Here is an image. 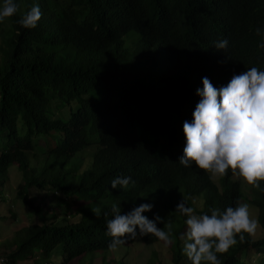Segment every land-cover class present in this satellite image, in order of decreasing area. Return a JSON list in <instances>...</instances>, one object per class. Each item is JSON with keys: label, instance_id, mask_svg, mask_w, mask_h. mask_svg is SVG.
I'll list each match as a JSON object with an SVG mask.
<instances>
[{"label": "trees", "instance_id": "obj_1", "mask_svg": "<svg viewBox=\"0 0 264 264\" xmlns=\"http://www.w3.org/2000/svg\"><path fill=\"white\" fill-rule=\"evenodd\" d=\"M16 2L19 11L0 23V207L16 167V198L38 223L0 244L2 258L73 264L99 254L104 264H124L107 263L115 251L106 234L112 206L126 214L151 203L144 215L160 216L165 231L172 226L171 264H191L180 239L188 217L177 204L184 199L193 214L210 215L244 203L246 188L262 237L238 234L217 256L221 264H264V181L257 189L231 168L214 178L179 163L202 78L219 88L248 68L264 70V0ZM34 4L41 19L24 28L19 21ZM223 39L226 49H216ZM124 176L135 183L112 189ZM15 221L0 216V224ZM137 241L161 240L138 235L118 248Z\"/></svg>", "mask_w": 264, "mask_h": 264}, {"label": "clouds", "instance_id": "obj_2", "mask_svg": "<svg viewBox=\"0 0 264 264\" xmlns=\"http://www.w3.org/2000/svg\"><path fill=\"white\" fill-rule=\"evenodd\" d=\"M19 11L16 0H0V23ZM42 16L38 4L22 15V27H37ZM259 34L262 30L257 28ZM227 39L218 41L216 49H226ZM260 47H264L261 44ZM203 88L197 89L200 97L192 112V120L184 121L185 147L179 163L185 167L194 164L213 176H224L231 168L234 174L254 188L261 189L264 181V70L257 67L234 74L230 81L219 88L209 78H202ZM134 184L130 176L117 177L111 181L112 189H126ZM154 207L141 203L126 214L117 205L112 206L113 218L107 221V235L112 239L108 249L114 251L129 238L152 234L165 243L172 242V226L167 231L157 227L161 217L149 219L144 215ZM177 211L187 216V230L180 239L184 241L183 252L191 264H221L217 253H225L244 240L243 233L254 235L258 226L250 216L248 203L237 202L236 207L224 211L211 209V214L195 215L193 208L181 200ZM137 229L139 230L137 232ZM0 264H4L0 258Z\"/></svg>", "mask_w": 264, "mask_h": 264}, {"label": "rangeland", "instance_id": "obj_3", "mask_svg": "<svg viewBox=\"0 0 264 264\" xmlns=\"http://www.w3.org/2000/svg\"><path fill=\"white\" fill-rule=\"evenodd\" d=\"M93 150H89L86 153L81 155V160L86 165L92 158ZM215 178V176H214ZM237 180L241 181L243 186L246 185L242 177L237 176ZM22 177L17 171V168L11 170L10 182L7 186V202L5 205L0 207V216L11 218L14 214L16 215V221L14 223H1L0 224V244H3L7 241L12 240L15 233L18 230H21L24 227L37 224V220L33 218L30 214V211L22 203L18 201L17 193L18 186L21 184ZM43 194L37 192V198H41ZM245 201L250 206V216L257 220L258 212L254 209L249 201L251 200V195L248 192V189L245 188ZM200 208L201 205L198 204ZM258 222V221H257ZM255 239H260L262 237V231L257 226L256 232L252 235ZM8 253L0 248V257L7 256ZM107 263L113 260L118 262H123L124 264H171L172 261V252L171 244L160 241L155 245H146L141 241H137L132 246L121 247L107 255ZM60 261L55 259L53 264H59ZM20 264H33L32 262H23ZM73 264H104L102 255H94L90 257H84L82 259L76 260Z\"/></svg>", "mask_w": 264, "mask_h": 264}, {"label": "built area", "instance_id": "obj_4", "mask_svg": "<svg viewBox=\"0 0 264 264\" xmlns=\"http://www.w3.org/2000/svg\"><path fill=\"white\" fill-rule=\"evenodd\" d=\"M0 258H2V257H0ZM3 260H4V264H9L7 259L3 258Z\"/></svg>", "mask_w": 264, "mask_h": 264}]
</instances>
